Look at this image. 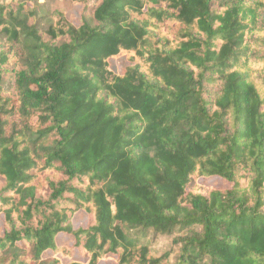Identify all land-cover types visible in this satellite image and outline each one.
<instances>
[{"label": "trees", "instance_id": "1", "mask_svg": "<svg viewBox=\"0 0 264 264\" xmlns=\"http://www.w3.org/2000/svg\"><path fill=\"white\" fill-rule=\"evenodd\" d=\"M63 1L0 0V264H264V0Z\"/></svg>", "mask_w": 264, "mask_h": 264}, {"label": "rangeland", "instance_id": "2", "mask_svg": "<svg viewBox=\"0 0 264 264\" xmlns=\"http://www.w3.org/2000/svg\"><path fill=\"white\" fill-rule=\"evenodd\" d=\"M38 3L42 5L44 11H50L55 8H59L60 10L66 9V18L72 22L74 25H79L80 23V13L82 9V5H74L71 7H67L66 3L63 0H37ZM111 68L115 73H121L124 68L129 64L124 56H120L117 58L111 59ZM220 180L217 177L199 179V183L203 185H216L219 184ZM87 222V216L85 213H80L77 216V222L79 226H85ZM2 228V217H0V229ZM66 235H57L56 241L58 244H62L64 242L71 243V239ZM166 242L161 241L158 244V249L161 250L165 246ZM67 259L63 260V263H66Z\"/></svg>", "mask_w": 264, "mask_h": 264}]
</instances>
